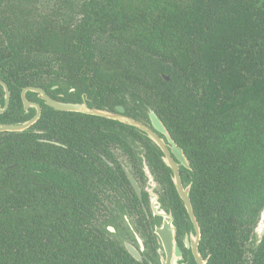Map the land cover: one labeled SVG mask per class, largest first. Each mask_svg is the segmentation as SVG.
Wrapping results in <instances>:
<instances>
[{
  "label": "trees",
  "instance_id": "trees-1",
  "mask_svg": "<svg viewBox=\"0 0 264 264\" xmlns=\"http://www.w3.org/2000/svg\"><path fill=\"white\" fill-rule=\"evenodd\" d=\"M67 10L0 0V77L11 92L0 123L34 114L25 86L66 101L52 85L90 81L131 117L149 121L151 108L189 161L209 264L237 263L264 205V0H79ZM101 120L113 122L43 105L29 128L0 131V264H143L96 213L97 190L117 172L88 165L69 142Z\"/></svg>",
  "mask_w": 264,
  "mask_h": 264
},
{
  "label": "flooded vegetation",
  "instance_id": "flooded-vegetation-1",
  "mask_svg": "<svg viewBox=\"0 0 264 264\" xmlns=\"http://www.w3.org/2000/svg\"><path fill=\"white\" fill-rule=\"evenodd\" d=\"M91 85L90 81L83 85L80 82H75L66 86L68 87L67 91H62L59 88L60 86L56 84L52 85L51 89H59L55 93L59 98H63L68 93L71 98L67 99V102L85 103L88 107L116 111L118 105H110L103 102L97 94L96 87L90 90L92 88ZM44 90L51 96L46 89ZM35 94L38 100L27 99L38 102L42 113V106L46 104L44 100L38 97L37 93ZM54 99L64 101L57 98ZM29 109L24 110L27 112ZM123 113L127 115L125 108ZM105 119L113 122L108 124L101 120L98 123L99 128H88L83 131L72 130V137L69 142L73 143L72 149L74 151L88 159V165L103 169L104 173L107 172L108 168L117 172V175L110 176V179L100 185L97 190L99 200L96 206V213L102 217L100 225L105 230L106 235L120 246L125 242L132 244L140 252L142 257L140 262L143 264H163V260H166V252L155 233V228L163 224L164 217L157 213L155 214L152 208V203H154V206L157 205L158 211H164L171 216V221L175 228L174 238L180 251V256H175V264H209L210 251L207 245L201 243L200 226V237L197 241L195 227L183 207L172 179V173L167 169L163 161V153L160 148L151 143L145 132L138 129H123L118 124L119 121L109 118ZM138 119L145 121L149 125L147 120ZM84 123L89 127V122ZM81 132H84L85 135L78 137L75 135ZM51 142L56 145L66 146L57 140H52ZM172 156L177 160L174 154ZM159 161L166 166L169 178L166 179L163 176L165 174L160 164H158ZM118 170L124 172L129 184L119 175ZM127 171L136 180L141 191L140 196L131 185ZM179 174L183 187L188 185L190 175L182 167H179ZM165 219L167 220L169 217ZM252 230L251 227L248 239L241 245L243 248L242 256L235 264H264V233L260 236ZM138 238L141 240L142 246ZM195 252L199 254V258L196 257ZM215 264H219L218 260Z\"/></svg>",
  "mask_w": 264,
  "mask_h": 264
},
{
  "label": "water",
  "instance_id": "water-1",
  "mask_svg": "<svg viewBox=\"0 0 264 264\" xmlns=\"http://www.w3.org/2000/svg\"><path fill=\"white\" fill-rule=\"evenodd\" d=\"M165 79L168 80L169 76H165ZM0 85L3 90V98H4L3 105H0V114H1L5 112L9 106L10 90L7 83L1 78H0ZM28 91L37 93L38 97L44 100L45 104L52 107L53 109L62 110V111H76L86 114L102 116L105 118L119 121L129 126H133L134 128L145 132L146 136L150 139L151 143L159 147L161 152L163 153V161L167 166V168L172 173V179L174 185L179 194L183 207L185 208L186 213L190 218V221L193 223L195 227L196 240L198 241L200 237L199 225L196 220L195 214L193 212V206L190 198L192 179L191 180L189 179V184L183 187L179 174V167H182L183 169L191 170L189 161L184 153L183 148L177 145L175 140L171 137L170 132L165 127L164 123L158 117V115L155 113L154 110H152L151 108L148 109V118H149L148 121L149 125H148L145 121L141 119H136L134 117L125 115L123 113L124 108L120 105L116 107V111L99 109L95 107H88L85 103H75V102L56 100L51 96H49L42 87L26 86L21 91L23 107L25 110L29 108H34L35 114L30 119L22 122L0 123V131H23L29 128L40 117L41 114L40 104L38 102L27 99L26 93ZM171 153L174 154L177 160L173 158ZM127 176L129 178L131 185L135 189L136 193L140 196L141 195L140 188L136 180L129 171H127ZM152 208L154 209L155 214L157 213L162 217H164L163 224L155 228V233L157 234L158 239L159 241H161L163 248L166 252V260H163V264H175L174 262L175 256L178 255L180 256V251L178 249V246L174 238L175 228L172 224L171 216L167 215L164 211H158L157 205L154 206V203H152ZM166 217H169V219L166 220L165 219ZM109 228L112 229L111 227ZM252 229H253L252 231L256 232L260 236L264 233V205L260 210L255 223L252 225ZM138 240L142 246L141 240L139 238ZM121 246L134 259L138 261L142 260L140 252L132 244H130L129 242H125L124 244H121ZM195 255L197 258H199V254L197 252H195Z\"/></svg>",
  "mask_w": 264,
  "mask_h": 264
},
{
  "label": "rangeland",
  "instance_id": "rangeland-1",
  "mask_svg": "<svg viewBox=\"0 0 264 264\" xmlns=\"http://www.w3.org/2000/svg\"><path fill=\"white\" fill-rule=\"evenodd\" d=\"M36 5L40 10L50 9L51 7L60 8L64 12H68L67 6L69 3L74 4L76 6L79 0H35Z\"/></svg>",
  "mask_w": 264,
  "mask_h": 264
}]
</instances>
